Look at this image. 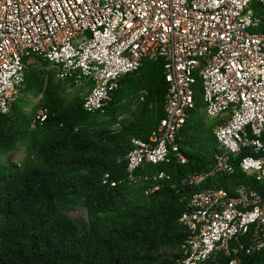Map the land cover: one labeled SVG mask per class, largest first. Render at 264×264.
Instances as JSON below:
<instances>
[{
    "label": "built area",
    "instance_id": "2783aa9c",
    "mask_svg": "<svg viewBox=\"0 0 264 264\" xmlns=\"http://www.w3.org/2000/svg\"><path fill=\"white\" fill-rule=\"evenodd\" d=\"M41 60L58 80L92 84L84 100L91 114L103 111L121 79L145 60L165 62V118L148 141H132L127 179L106 175L105 184L134 182L145 163L166 161L195 108L196 75L207 117L225 123L215 129L222 153L214 171L191 183L234 174L233 159L264 183V0H0L1 114L12 112L31 62ZM48 117L41 107L33 127ZM190 204L181 218L190 233L184 264L264 250V195L246 186L233 195L209 189ZM240 262L234 258L230 264Z\"/></svg>",
    "mask_w": 264,
    "mask_h": 264
},
{
    "label": "trees",
    "instance_id": "16d2710c",
    "mask_svg": "<svg viewBox=\"0 0 264 264\" xmlns=\"http://www.w3.org/2000/svg\"><path fill=\"white\" fill-rule=\"evenodd\" d=\"M41 61L43 68H28L12 112L0 113V160L7 158L0 161V264H184L190 233L181 218L192 197L209 189L233 195L239 186L264 195V183L243 172L241 159H233L232 175L191 183L214 171L222 153L215 129L225 123L207 117L199 75L195 108L166 161L145 163L134 182L105 184L106 175L127 179L132 141H148L165 118V62L145 60L138 72L121 79L108 106L91 114L84 109L86 95L69 90L77 85L58 80ZM41 107L49 117L34 128ZM20 150L22 160L13 162ZM81 208L86 218L71 216ZM234 258L264 264V250L218 253L200 264H230Z\"/></svg>",
    "mask_w": 264,
    "mask_h": 264
},
{
    "label": "rangeland",
    "instance_id": "374dc122",
    "mask_svg": "<svg viewBox=\"0 0 264 264\" xmlns=\"http://www.w3.org/2000/svg\"><path fill=\"white\" fill-rule=\"evenodd\" d=\"M34 66L37 67V68H43L44 65H43V63H41V65L35 64L32 61L29 67H34ZM88 87L91 88L92 84H88V85H85V86H82V87L77 86L76 89L75 88H70L69 90H70V92L80 91L85 96L87 94V92H88V89H89ZM30 100H31L32 104H36V102H37V100L35 98L34 99H30ZM18 105H21V104L18 103ZM30 111H32V110H30ZM123 118L124 117H122V119ZM22 157H23V150H20V151H18L15 154L12 155L11 160L13 162H20L22 160ZM6 160H7V158L4 157L0 161L3 163ZM224 182H225L226 186L230 190L234 191V188H233L231 183H229L227 181H224ZM71 216L74 217V218H86L87 217V211L85 209L81 208L78 211L72 212Z\"/></svg>",
    "mask_w": 264,
    "mask_h": 264
}]
</instances>
